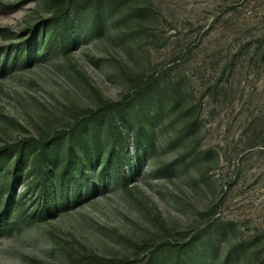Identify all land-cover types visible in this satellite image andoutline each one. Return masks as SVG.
<instances>
[{"label": "rangeland", "instance_id": "obj_1", "mask_svg": "<svg viewBox=\"0 0 264 264\" xmlns=\"http://www.w3.org/2000/svg\"><path fill=\"white\" fill-rule=\"evenodd\" d=\"M68 3L0 0V264H264V0Z\"/></svg>", "mask_w": 264, "mask_h": 264}, {"label": "trees", "instance_id": "obj_2", "mask_svg": "<svg viewBox=\"0 0 264 264\" xmlns=\"http://www.w3.org/2000/svg\"><path fill=\"white\" fill-rule=\"evenodd\" d=\"M63 3H66L64 4L65 7L63 9H61L60 13H59V17H57L56 20H59V23H61V25H66L68 23V11H67V5L69 4L68 2H72V0H68L67 2H65V0H62ZM1 164V162H0ZM16 175V173H15ZM15 179H16V176L13 178V182L11 183V185H9L7 187V189L9 188H13V186L15 185ZM7 186V185H6Z\"/></svg>", "mask_w": 264, "mask_h": 264}]
</instances>
